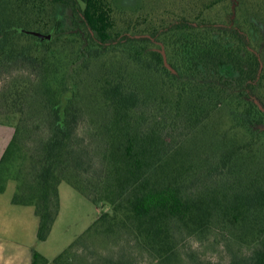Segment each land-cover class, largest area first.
I'll use <instances>...</instances> for the list:
<instances>
[{
	"label": "trees",
	"instance_id": "16d2710c",
	"mask_svg": "<svg viewBox=\"0 0 264 264\" xmlns=\"http://www.w3.org/2000/svg\"><path fill=\"white\" fill-rule=\"evenodd\" d=\"M261 18L264 0H0V123L13 126L0 192L16 181L11 201L34 206L39 241L61 181L110 206L52 259L33 249L31 264H72L78 245L118 232L169 263L178 235L215 222L248 251L213 264H264ZM85 115L103 145L93 186L77 145Z\"/></svg>",
	"mask_w": 264,
	"mask_h": 264
},
{
	"label": "rangeland",
	"instance_id": "374dc122",
	"mask_svg": "<svg viewBox=\"0 0 264 264\" xmlns=\"http://www.w3.org/2000/svg\"><path fill=\"white\" fill-rule=\"evenodd\" d=\"M78 1L84 8L86 0ZM139 2L140 0H119L123 6L134 5ZM261 19L260 21L264 23V18ZM3 78L4 75L0 74V85ZM88 119L85 115L79 120L77 145H80V152L84 150L88 154L89 165L85 175L90 179V186H93L101 180L105 167L101 159L102 141L98 136V131L95 130V124L93 125V122ZM215 119L221 120L219 116ZM5 125L4 132L0 137L7 138L13 126ZM34 129L38 131L39 128L35 127ZM194 142L197 144L199 139L197 138ZM207 175H204L197 182L195 181L194 185L210 182L212 176ZM15 188L16 181L8 179L5 182V189L0 192V231L3 228L8 230L6 234L9 238L8 242L11 240L9 244L12 251L19 252L23 258V264L25 257L27 263L30 264L33 249L52 259L82 233L102 211L110 210L108 204H96L68 182L61 181L58 185L59 211L48 237L39 241L36 238L38 218L34 206L11 204V197ZM132 236L128 232H118L111 235L110 239L102 242L88 241L85 245H78L72 264H107V258L111 257L114 259L128 258L134 264H213L226 263L233 256H241L248 251V246L245 243L238 241L230 230L216 222L204 232L178 235L177 257L169 263L157 262L148 251L139 247ZM82 256L86 258L85 262L79 259Z\"/></svg>",
	"mask_w": 264,
	"mask_h": 264
},
{
	"label": "crops",
	"instance_id": "0c3cea01",
	"mask_svg": "<svg viewBox=\"0 0 264 264\" xmlns=\"http://www.w3.org/2000/svg\"><path fill=\"white\" fill-rule=\"evenodd\" d=\"M5 126H6L5 124L0 123V136L4 132ZM12 132H13V128L11 127V131L9 132V135L7 136V138L0 137V156L10 140ZM4 138L6 139L4 140ZM11 204L15 206L21 205V204H15L12 201H11ZM21 206H24V205H21ZM3 229H1L0 231V264H23V258L20 256L19 252L12 251L11 245L9 244L11 240L8 242L9 238L6 235L8 230L6 228H3ZM31 258H32V254H31ZM24 264H28L26 257H25Z\"/></svg>",
	"mask_w": 264,
	"mask_h": 264
},
{
	"label": "water",
	"instance_id": "95a60500",
	"mask_svg": "<svg viewBox=\"0 0 264 264\" xmlns=\"http://www.w3.org/2000/svg\"><path fill=\"white\" fill-rule=\"evenodd\" d=\"M23 30H24L25 32H27V33L35 34V35H37V36H39V37H41V38H50V37H51V32H49L48 34H43V33L39 32V31L25 30V29H23ZM161 52H162V54H163L164 62H165V64H166V66L170 67L169 63L167 62L166 54H165L164 49H161ZM260 107L264 109V107H262L261 105H260Z\"/></svg>",
	"mask_w": 264,
	"mask_h": 264
}]
</instances>
